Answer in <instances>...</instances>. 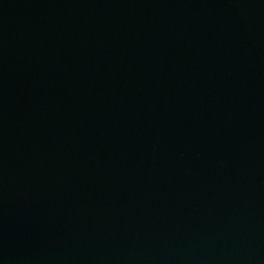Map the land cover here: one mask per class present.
I'll list each match as a JSON object with an SVG mask.
<instances>
[{
	"label": "water",
	"instance_id": "1",
	"mask_svg": "<svg viewBox=\"0 0 264 264\" xmlns=\"http://www.w3.org/2000/svg\"><path fill=\"white\" fill-rule=\"evenodd\" d=\"M0 264H264V0H0Z\"/></svg>",
	"mask_w": 264,
	"mask_h": 264
}]
</instances>
